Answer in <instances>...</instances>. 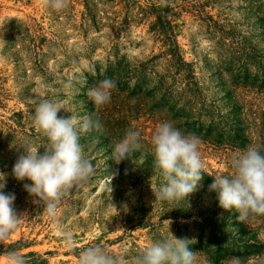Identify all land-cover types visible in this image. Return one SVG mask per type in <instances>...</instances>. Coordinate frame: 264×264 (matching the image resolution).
Here are the masks:
<instances>
[{
  "label": "rangeland",
  "instance_id": "374dc122",
  "mask_svg": "<svg viewBox=\"0 0 264 264\" xmlns=\"http://www.w3.org/2000/svg\"><path fill=\"white\" fill-rule=\"evenodd\" d=\"M134 1L145 5L148 0ZM169 5L176 14L174 38L189 69H168L163 43L148 31L154 18L127 21L117 32L104 17L122 22L121 4H99L97 25H85L82 0H66L60 11L51 8L49 0H0V172L7 173L4 192L15 195L14 207L21 218L10 237L0 241L4 248L20 241L27 245L22 254L38 253L49 264H78L84 249L99 245L132 264L150 242L171 234L192 240L190 247H197L200 240L207 242L193 217L171 216L176 208L190 204L155 198L162 177L149 157L152 136L181 103L169 101L161 108L165 86L155 89L160 77L169 87L184 86L183 77L190 71L207 103L215 100L221 106L219 97L242 73L241 55L251 57L247 69L252 76L253 57L264 58V0H169ZM107 72L115 75L119 93L93 109L87 91ZM137 87L144 91L136 93ZM42 98L61 105L58 116H87L101 125L81 137L94 174L63 196L55 222L23 189L30 182L12 176L21 152L48 146L33 124ZM221 110L225 113L228 107ZM125 115L127 120L120 122ZM129 130L140 133V156L117 165L112 151ZM199 152L207 173L227 170L226 160L205 145L199 146ZM196 193L199 208L212 207L215 194L202 183ZM65 234L71 236L70 248Z\"/></svg>",
  "mask_w": 264,
  "mask_h": 264
},
{
  "label": "clouds",
  "instance_id": "9594fccd",
  "mask_svg": "<svg viewBox=\"0 0 264 264\" xmlns=\"http://www.w3.org/2000/svg\"><path fill=\"white\" fill-rule=\"evenodd\" d=\"M50 7L60 11L66 0H49ZM115 83L102 80L89 88L87 96L97 107L106 104ZM58 102L46 98L38 101L33 114V124L48 141L43 151L26 149L21 152L12 169V176L24 183L23 189L42 204L47 216L55 222L63 196L77 184L87 182L94 174V166L83 154L81 137L101 125L90 117L68 118L58 116ZM154 168L162 177L156 200L168 203L183 201L193 194L202 180L204 165L201 160L200 138L183 134L170 122L161 123L152 136ZM141 149L140 133L129 130L114 146L111 159L118 165ZM230 173L216 174L210 190L218 196L219 206L238 213L237 219L246 222L252 215L264 216V154L255 147H248L234 154L229 161ZM7 173L0 172V241L7 240L17 229L19 218L14 207L13 193H5ZM111 191V188H110ZM166 222V221H165ZM67 246L71 236L65 234ZM187 238L178 239L172 234L150 242L137 255L132 264H201L197 252L190 247ZM0 264H28L18 250H10L0 256ZM78 264H126L122 256L112 255L99 245L84 249ZM228 264H242L240 257H232Z\"/></svg>",
  "mask_w": 264,
  "mask_h": 264
},
{
  "label": "trees",
  "instance_id": "16d2710c",
  "mask_svg": "<svg viewBox=\"0 0 264 264\" xmlns=\"http://www.w3.org/2000/svg\"><path fill=\"white\" fill-rule=\"evenodd\" d=\"M102 1L82 0L84 5L82 24L87 25L91 22L92 25H97L99 19L97 14L101 12L98 9L99 4L102 6L107 3L121 4L124 11L122 22L104 17L112 23L117 32L127 21L140 23L143 20L154 18L149 23L148 31L163 43L165 47L163 53L165 57H169L167 59L168 69H189L190 64L181 57L179 46L174 38L173 19L176 14L169 5V0H148L145 5L134 0ZM261 22H264V16ZM241 57H243L242 73H238L232 87L226 89L224 95L219 97L221 106L216 105L215 100L207 103L190 71L183 77L186 81L184 86L178 89L169 87L165 79L160 77L159 86L155 89L160 90L165 86L159 101L161 108L168 105L169 101L181 102L166 122L172 123L185 135L193 134L199 137L200 145H205L214 156L224 158L227 163V170L222 173L224 175L230 173L229 161L234 154L248 147H255L264 154V58L259 55L253 57L256 73L252 76L247 69L251 57L247 55H241ZM114 78V74L107 72L103 78L98 76V83L91 86H97L104 79L114 81ZM118 90L119 88L111 90L110 100L117 96ZM143 91L141 87L135 89L136 93ZM223 107H228V111L222 112ZM92 108H95L94 104ZM127 118L128 116H123L120 122ZM131 156L136 158L140 154L136 152ZM149 157L154 163L153 155ZM203 171L205 174L200 183L204 189L216 196L212 207L199 208L195 201L199 194L196 193L189 197L190 206L188 208L182 206L171 213L174 219L193 217V223L198 230L206 233L207 242L200 240L197 247H192L197 252L201 264H228L232 257H240L242 264H264V216L252 215L246 222H240L237 219L238 213L219 208L217 193L210 190V185L214 182V177L210 175L214 174H209L204 169ZM219 212L222 213L220 217ZM24 247L27 245L20 241L10 243L5 248L0 245V254L10 250L20 251ZM23 255L28 264H49L38 253L29 252Z\"/></svg>",
  "mask_w": 264,
  "mask_h": 264
}]
</instances>
